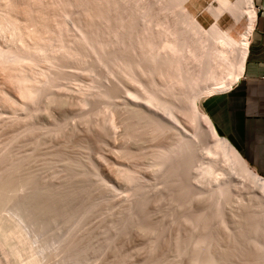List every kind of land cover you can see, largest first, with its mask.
Wrapping results in <instances>:
<instances>
[{
    "label": "rangeland",
    "instance_id": "1",
    "mask_svg": "<svg viewBox=\"0 0 264 264\" xmlns=\"http://www.w3.org/2000/svg\"><path fill=\"white\" fill-rule=\"evenodd\" d=\"M18 1L15 0L17 9L13 10L16 13L12 10L11 13L23 21L26 16L19 14L18 10L21 13L30 0ZM38 1L41 5L43 2L42 6L45 7L54 5L50 6L52 12L47 8L49 13L46 15L52 28L49 29L50 33L43 35L45 42L50 43L48 49L42 53H31V56L30 53L25 54L24 60L10 61L11 64L6 61V66L0 64V182L12 176L15 182L24 183L26 180L28 184L25 187L27 195L21 191L23 194L16 196L12 203L0 202V216L8 227L12 223L23 225V228L26 226L24 233L28 240L36 239L30 246L32 249H25V254L21 252L25 256L21 254L18 259L12 256L6 258L4 247H0V264H27L35 256L38 259L35 264H195L200 260L210 264L207 257L210 260L212 257L219 264H261L264 254L258 253H262L259 248L264 245L262 192L229 162L221 165L222 171L217 180L200 174L204 164L217 158L206 155L205 145L212 140L207 129L203 125L198 130L192 128L180 111H174L177 120L180 119V123H177L166 118L162 109L152 108L142 99L136 101L131 98L128 89H136L139 85L128 81L126 71L108 59L109 53L115 55L121 52L126 55L131 52L137 36L145 30L143 28L156 31L158 18L168 15L173 19L168 7L163 6V0H113L114 3L87 0L88 5L86 7L85 4L84 8L69 2L67 4L65 0ZM3 2L5 0L0 1V10L3 8L1 6L5 7ZM108 4L114 7L110 6L109 10ZM211 4L218 6L215 0H188L186 7L195 17L196 9L202 10L203 14L201 12L198 20L203 22L205 17L211 19L207 12ZM103 7L109 10L108 17L95 16V25L89 27L97 40L106 39L107 44L109 42L99 49L98 41L94 45L95 42L89 43V39H85L86 35L92 34L85 35L81 27L87 26L90 20L88 14L99 12ZM32 8L35 9V6ZM85 8H90L88 10L92 12ZM3 10L0 11L1 15ZM53 17H57L59 23ZM106 19H109V23ZM119 19L125 25L133 20L130 22L133 30L127 33L122 31ZM25 20L22 23L26 24L27 30H34L31 28L34 27L33 23ZM222 26L229 29L235 27L233 35L240 40L247 22L244 19L236 25L232 17L226 14ZM58 31L65 38V45H69L65 50L57 49L59 41L54 35L59 34ZM8 38L7 34H0V44H3L0 49L6 48L4 45L8 43ZM134 48L136 62L137 59L143 61V49L140 46ZM77 51L82 54L79 55ZM50 58L55 61L52 62L55 66L47 63L51 61ZM148 59L146 61L156 66L155 63L161 60ZM202 60L206 61V57L201 58L199 63L196 59L192 60L189 67L198 68L200 63H205ZM165 66L167 64L163 63L159 67ZM138 74L135 75L140 78L141 74ZM157 78L158 83L163 81ZM164 87L165 92L159 93L162 99L190 107V104L170 97ZM32 88L37 93L39 90V93L36 95ZM28 90L34 91H31L34 95L31 102L22 97ZM190 92L187 89L185 94L189 95ZM204 99L199 102L203 112ZM161 104V108L168 105L166 101ZM161 124L164 128L159 129ZM185 129L187 135L180 140L181 131ZM188 141L196 157L193 167L185 173V168L181 166L180 169L179 165L185 160L183 154L186 150L183 146ZM172 150L182 156L179 158L180 155ZM161 161L164 162L162 166L158 164ZM174 166L181 170L178 169L182 174L178 180L171 174L177 168ZM222 186L227 188L224 189L226 194ZM178 187H185L182 195ZM221 188L223 194L219 192ZM28 195L32 199L33 195L36 196L34 201L30 197L28 199ZM36 202L51 208L35 212L32 205ZM15 209L28 213L26 221L12 217ZM193 211L202 213V218L191 220L188 216L194 214ZM257 225L260 227H255ZM256 228L257 235L253 232ZM207 231L211 239L203 241ZM200 239L205 242V248L210 249L209 253L203 250ZM40 248L46 250L40 251ZM4 250L7 252L9 249ZM255 250L258 252L255 253Z\"/></svg>",
    "mask_w": 264,
    "mask_h": 264
},
{
    "label": "bare ground",
    "instance_id": "2",
    "mask_svg": "<svg viewBox=\"0 0 264 264\" xmlns=\"http://www.w3.org/2000/svg\"><path fill=\"white\" fill-rule=\"evenodd\" d=\"M0 1H3V0H0ZM164 1H166L165 4H164ZM187 1L188 0H163V6L166 5L168 7V9L170 11V12L169 11L168 12L171 13V15H173V19H170V17L168 15L161 17L160 19L158 18L156 21V28H157L156 31H154V29H153V31L150 32L149 27H146V28L142 27L143 30L144 29L145 30L144 31L141 30L143 32H141L139 35L136 34L138 36H137L136 42H134L135 45L132 46V48L130 50L131 52L127 53L126 55H124L121 52H120V54L116 53L117 55L116 54L111 55L109 53V55H108L109 58L108 57H106V58H108L111 61H113L114 63H116V66L118 65L119 69L121 67L126 71V74L128 76L127 77L128 81H131V82L139 85L136 89H130V88L128 89L127 92L131 98L136 99V101L139 99H142V100H144V102L148 106H151L152 108L155 107L157 109H162L163 113H165L167 116L166 118H171L173 121H175L177 123H180L179 122L180 119L177 120L178 117L176 118L175 113L180 111L179 113H182L184 116L187 117L186 121L192 128H194V129L197 128V130H198V127H202V125H203L207 129L208 135L211 136L210 139H212V140L207 141V144L205 145L206 155H208L209 157H212V158H216V157L217 158L209 160V162H207L206 164L203 163L204 166L201 167V173L200 174H202L205 177L206 176H210V177L212 176L213 178H215V180H217V176L222 171L221 165L229 162V163H232L233 166H235V169L240 173V175H242L244 178H246L250 184L254 185L264 195V177L262 175H260L259 173H257L245 161L243 156L232 145V143H230V141L228 139L219 135V133L217 132L211 118L205 112H203L199 106V102L202 98H206V97H209L212 95L224 93V92L231 90L232 87H234V84H236L239 81V79L243 76L244 70H245V63L247 60V55H248V50H249V45H250V43H249L250 42L249 40L251 37L250 35L252 33V30H253V27L255 24V20H256V16H257V10H256L254 0H235V1L234 0H215L218 3V6H214L211 4L207 8V10H208L207 12H209L210 16L213 19V22L211 23L210 27H208V28L204 27L200 23V21L187 9V7H186ZM65 2L67 4L70 3L72 5L76 4L80 8L85 6V4H86V7L88 5L87 0H65ZM88 2H89V0H88ZM104 2L111 3V2H113V0L112 1L106 0ZM47 4L48 3H46V6H47ZM89 4L91 5V3H89ZM4 5H5V7L1 6V7H3L2 10L4 8L6 10L5 11L3 10L4 13L2 15L0 14V34L1 35L3 34V36L7 34L9 38L7 39L8 43H6L8 45L7 46H6V44L4 45L6 48L4 47L5 49H0V64L4 65V63L7 64V62H9L11 64L10 61H12V63H13V61L15 62V61H18L20 59H23V56L25 54L29 55V53H30L29 56H31V53H34V52H38V53L39 52L42 53V51L45 52V50L48 49V46L50 45V43L45 42L46 38L44 39L45 36H43V35H44V33H46V34L48 32L50 33L49 29L52 28L49 26L50 24L48 22L49 19L47 18V16H48L47 14L49 13V10H51L50 8L54 5H52V6L49 5V6L45 7V6H42L43 2L41 5L40 1H38V0L37 1L36 0H34V1L30 0L29 2L26 3L27 7L23 8V9L21 8L23 10V12L21 10V13H20V9L18 10L19 14L23 13L24 16H26V18H24V20L29 19L33 23L32 25L34 27H31V28H34V30H32V31L27 30V28L25 26L26 24L22 23L24 21V20L22 21V18H18V15H16V16L13 15V12L16 13L15 11L17 9V8L15 9V7H16L15 6V0H5ZM103 5L105 6L104 3H103ZM32 6H35V9H33L34 7L32 8ZM108 6L109 7H107V6L106 7L109 10L111 7H114L113 5L111 6L109 4H108ZM44 7L46 8V10ZM106 7H103L102 9L104 10V8H106ZM47 8H49V10H47ZM86 9L88 10L90 8H85L84 10H86ZM102 9L100 8V10L102 11V12H100V10H99L100 13L96 12V13L88 14V18L90 20L88 18H85V19L89 20L87 26L81 27L82 32L85 35L88 33L92 34V33H90L89 27L92 28V25L93 24L95 25L94 22H96L95 18L97 16H101V18H102V16L105 18H106V16L108 17L109 10L103 11ZM164 9H166V8H164ZM168 9H166V11ZM2 10H0V11H2ZM11 10L12 11L15 10V11H13L11 13ZM52 10H53V8H52ZM52 10L50 12H52ZM91 10H92V7H91ZM91 10H88V12L94 11V10H92V11ZM113 10H114V8H113ZM54 11H56V10H54ZM121 11H124V10H121ZM45 12H46V14H45ZM56 14L60 15L59 13H56ZM56 14H53V15H56ZM65 14H67L66 11H65ZM163 14H164V12H163ZM226 14H229L232 17V19L234 20V23L236 25L241 23V21H243L244 19L246 20L247 27L245 28V31L243 33H241V39L240 40H237L233 35V33L235 34V32H234L235 27L234 28L232 27V29H229V28H224L222 26V21H223V18L225 17ZM151 16H150V18H152ZM93 17H94V21L92 20ZM55 18H54V20H56V22L59 23V21H57V17H55ZM121 19H119V22L122 21ZM29 20H28V23H29ZM108 20L109 19H106V21H108ZM171 20H173V21H171ZM131 21H133V20H131ZM130 22H128L129 23L128 25L127 24L125 25L122 22L119 23V24H121L120 28L122 29V31L124 30V32H126V31L131 32L130 30H133L132 24L130 25ZM60 23H62L61 20H60ZM108 23H109V21H108ZM28 27H29V24H28ZM63 27H64V25L61 27V30ZM57 28H58V26H57ZM118 28H116V29H118ZM151 28H153V27H151ZM147 29L149 30L148 34H147ZM60 34H61V32H59V34H57V35H54L56 37V39L59 41V45H58L57 49L59 50V49L63 48L65 50V49H67V47L69 45L68 46L65 45L66 43H64V40H63L65 38H62V35L60 36ZM111 35H113V34H111ZM92 36L86 35L85 39L87 40V38H88L89 43L95 42L94 45H96V41H98L97 44L99 45L98 46L99 49H101L103 46L105 47V44L106 45L109 44V42L107 44V41H105L106 39L103 40L104 41L103 42L102 40L101 41L97 40L98 38H96V36H94L93 34H92ZM114 36H115V34H114ZM99 38H101V37H99ZM48 40H46V41H48ZM29 41H33L32 42L33 44ZM1 45H3V44H0V46ZM136 46H140L141 49H143V52L141 53L142 54L141 59L143 61H140V59H137L138 61L136 62V60H135L136 54H134L135 53L134 47H136ZM103 51H105V49ZM77 52L79 53V51H77ZM77 52H76V54H77ZM80 54H82V53L80 52L79 55ZM32 56H33V54H32ZM203 57H206V61H207L206 62L205 60H202V62L203 61L205 62V63H203V65H202V63H200L198 65V68H192L191 69L189 67L190 62L192 60L196 59V61L199 63V61L201 62V58L203 59ZM148 58H152V59L159 58L161 60L159 63H155V64H157V66H156L153 64V62L151 63V61H146V60H149ZM208 60H209V62H208ZM61 61H63V59ZM49 62L54 63L55 61H52V59H51V61L49 60L47 63H49ZM141 62H143L142 66H138V65H141ZM163 63L167 64V66H165V68L159 67L160 65L162 66ZM4 66H6V65H4ZM135 69H137L136 72L134 71ZM201 70H203V71H201ZM201 72H203L204 75H202ZM138 73L141 74L140 78L136 77V75ZM203 76H204V78H203ZM14 77H13V79H15ZM143 77H145L146 79L144 80ZM155 77L156 78L159 77L157 79L161 78V81L162 80L163 81L161 83H158V81H156ZM139 79H141V80H139ZM142 80H144V81H142ZM204 81H205V84H202ZM163 82H166V83L163 84ZM163 86H165L164 88H166V90H167L166 93L170 94V97H175L177 100H181V102H185L187 105L190 104V107L178 106L175 103H173L172 100H166L164 98L162 99L161 98L162 95L160 96L159 93L163 92V90H164ZM32 89H34V88H32ZM187 89H190V91H191L189 93V95L185 94V91ZM23 91H26V90L23 89ZM31 91H33V90H31ZM31 91L28 90L27 93L25 92V95H24V93L22 95V97L25 96L29 102H31V100L33 101V99H32V98H34L33 92L36 91V89H34L33 92H31ZM38 93H39V90H38ZM38 93L36 91L35 94L37 95ZM21 94H20V96H21ZM125 94H126V92H125ZM26 98H25V100H26ZM131 98H129V99H131ZM163 101H166L168 103V105L165 106L164 108H161L162 107L161 103ZM24 105H26V104H24ZM175 110H177V111L174 113ZM165 114H163V115H165ZM168 121H169V119H168ZM174 126H176V125H174ZM162 127L164 128L163 124H161L159 126V129ZM180 135H182V137H183V138L179 137L180 140H183L184 137H186V135H187V130L181 131ZM183 148L186 150V153H184V154L182 152L181 153L183 154V157H185L184 158L185 160L183 159V157L181 158L184 161L183 160H182L183 162L181 161L182 164L179 165V168L182 169L181 166H183V168H185V170H186L184 172L186 173L193 167L196 156H195V153L193 152L194 148H193L192 144L190 143V141L187 142V145L185 143V147L183 146ZM173 152H175V150ZM175 153L177 154L178 152H175ZM185 154H186V156H184ZM166 155L164 156V158L166 157ZM171 155H172V153H171ZM179 155H180V153H178V156ZM181 156L182 155H180L179 158ZM186 160H187V162H186ZM171 162H173V161H171ZM158 164L161 165V164H164V162L161 161V163H158ZM174 167H177V166H174ZM174 167H172V168L174 169ZM179 168L177 167L174 170L172 169L173 173H171L174 178L177 177V180H178L179 175H182L179 172V171H181ZM178 169H179V171H178ZM187 174H189V173H187ZM187 174H185V175H187ZM186 177L188 178V176H186ZM167 178H169V177H167ZM132 180H134V178ZM170 180H171V178H170ZM15 181L16 180H14V178L12 176H9L5 181L0 182V202L6 201L5 203L7 204V202L13 201L16 198V196H18L20 193L23 194V192H21V191H25V189H26L25 187L28 185V184L26 185V183H27V182H25L26 180L24 181V183L23 182L18 183ZM165 181H167V180H165ZM180 181H182V180H180ZM219 183H221V182H219ZM182 188L181 189L179 188L180 191H178L179 194H181V195L183 194L181 192L185 191L184 190L185 187H182ZM222 188H223V186H222ZM222 188L219 192H222L221 194H223L225 192V194H226L227 192L225 190H227V188H223V190L225 189L224 192H223ZM39 191H40V189H39ZM26 192L27 191H25L24 194ZM27 194L28 193H26V195ZM29 195H28V199L30 197ZM31 197H30V199L34 201V198L36 196L34 197V195H33V199ZM28 199H26V200H28ZM38 200H40V199H38ZM181 200L182 199L180 198V201ZM181 202H183V200ZM8 205H10V204H8ZM263 206L264 205H262V208H263ZM32 208H33V211H35V212H41V211H47V209L51 208V207H48V206L44 207V206H41V204H37V202H36V203H34V205H32ZM8 209H10V208H8ZM63 210H65V209H63ZM263 211H264V208H263ZM10 214H11V212H10ZM27 214L28 213H26L22 209L21 210L15 209L13 211L12 217L14 216V218L19 220V221H26ZM39 214H41V213H39ZM42 214H44V213H42ZM29 215L31 216V214H29ZM189 215H191V216H188V217L194 221L202 218V216H203V214L200 212H194V214L190 213ZM41 216H43V215H41ZM53 218H55V217H53ZM251 218L253 219V217H251ZM3 220H5V219H2V217L0 216V247L1 248L4 247L5 249L8 247L9 250L7 252H5L6 250H4V248H3V251L5 253L6 258L8 256L9 257L12 256V257H15L18 259V257H20L22 253L25 254V251H24L25 249L31 248L30 246L32 243L34 244V242H35L34 239H36V238H34L32 241H31V239L28 240L27 236L24 233L25 232L24 229L26 228V226H24L25 228H23L22 227L23 225L20 226V224H16V223H15V225H13V223H12V226L8 227ZM10 222H12V221H10ZM251 222H254V221H251ZM255 227L258 228V227H260V225L259 226L257 225ZM147 228H148V226H147ZM149 228H152V227H149ZM257 228L253 229V232L258 231ZM202 231H204V230H202ZM256 235H257V232H256ZM204 236H205V238H204ZM210 236H211L210 233L207 231L206 233H204L202 240L204 241L205 239L207 240L208 238L211 239ZM12 240H14V243H11ZM203 241L201 243V244H203L202 245L203 250L208 251V253H209L210 249L208 248L209 249L208 250L207 248H205L206 245H204L205 242L203 243ZM199 243H200V241H199ZM262 246H263V248H261V249L258 247L259 251H262V253L259 252L258 254H264V245H262ZM45 248H40V251H42L41 249L46 250ZM257 252L255 250V253H257ZM24 254H22V255H24ZM34 254H33V256H34ZM212 254H213V252H212ZM30 256L32 257L31 253H30ZM20 258H19V260H20ZM28 258H27V260H28ZM69 258H72V257H69ZM208 258L209 257H207V260L210 261L209 262L210 264H219L218 261H216L215 259L213 260L212 257H211V260ZM73 259L76 260V258H73ZM226 259L228 260V258H226ZM37 260L38 259L35 256V257L31 258L30 260H28L27 262L26 261L25 262L27 264H35ZM20 262H22V261H20ZM194 263L195 264H205V260H203V262H201V260H200V262L196 261ZM20 264H22V263H20ZM23 264H25V263L23 262ZM261 264H264V260Z\"/></svg>",
    "mask_w": 264,
    "mask_h": 264
},
{
    "label": "crops",
    "instance_id": "3",
    "mask_svg": "<svg viewBox=\"0 0 264 264\" xmlns=\"http://www.w3.org/2000/svg\"><path fill=\"white\" fill-rule=\"evenodd\" d=\"M254 3L257 16L244 74L231 90L206 97L203 108L217 132L264 177V0ZM201 12L196 9L197 19ZM210 18L205 17L200 23L208 27L213 22Z\"/></svg>",
    "mask_w": 264,
    "mask_h": 264
}]
</instances>
